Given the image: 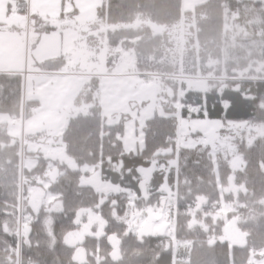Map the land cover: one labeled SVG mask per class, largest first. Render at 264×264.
Instances as JSON below:
<instances>
[{
	"label": "trees",
	"instance_id": "16d2710c",
	"mask_svg": "<svg viewBox=\"0 0 264 264\" xmlns=\"http://www.w3.org/2000/svg\"><path fill=\"white\" fill-rule=\"evenodd\" d=\"M67 1L63 0L64 10ZM74 14L63 11V19L74 20ZM100 24L108 27L101 33L111 49L132 51L136 73L145 77L147 83L151 78L159 79L158 97L168 116L148 121L142 152L126 153L119 137L124 123H107L97 96L100 79L94 76L74 102L77 113L67 120L51 144L53 148H61L57 153L42 150L51 138L48 131L40 128L27 131L25 127L24 132L19 128L13 134L10 123L1 122L0 264H173L174 243L160 244L166 235L140 238L130 230L124 217L131 195L136 198L135 207L143 210L149 199L158 200L164 194L154 191L164 185L165 176L157 174L145 190L139 168L158 164V159L171 165L176 159V144L166 142V138L178 135L177 112L173 109H177L186 94L192 100L206 101L209 106L219 99L225 111L235 102L241 110L231 118L235 124L248 128H242L236 136H228L231 142L228 145H234L236 150L225 158L208 146L180 150V180L192 184L182 188L183 194L191 193L179 199L175 207L176 256L181 259L189 255L190 261L178 260L176 264H249L252 248L260 251L255 257L261 258L264 255V0H104L91 29H98ZM158 27L165 31L158 32ZM52 30L49 25L43 26V31ZM91 37L96 36L90 34L87 40ZM66 63L61 56L45 59L36 67L41 73L58 72ZM27 77L22 72L0 73V114L15 123L21 122L18 119L23 117V110L27 120L35 113L30 108L40 106L25 94ZM195 82H206L207 88L197 90L192 87ZM13 129L16 130L15 125ZM255 133L259 136H254ZM39 142L44 144L35 150L34 146L39 144H33ZM86 166L89 168L84 170ZM92 167L101 171L104 181L131 192H95L89 183ZM22 172L25 178L21 205ZM174 175L171 169L167 186L174 188ZM38 190L44 195L36 211L31 198ZM58 204L62 209L53 210L52 206ZM223 205H229L230 209L220 216ZM85 214L104 223L101 245L88 244L89 240L76 246L67 245L66 236L88 220L89 215ZM231 223L243 235L242 245H231L228 241L225 228ZM110 236L119 240L117 260L111 257ZM83 247L89 253L80 263L73 254Z\"/></svg>",
	"mask_w": 264,
	"mask_h": 264
},
{
	"label": "rangeland",
	"instance_id": "374dc122",
	"mask_svg": "<svg viewBox=\"0 0 264 264\" xmlns=\"http://www.w3.org/2000/svg\"><path fill=\"white\" fill-rule=\"evenodd\" d=\"M28 1V0H27ZM104 0H68L65 6L72 5L73 9L69 12H75L74 22L76 27L69 25L76 32L78 39L74 40V43L67 47V51L64 52V56L67 63L63 70L58 72L41 73L35 75H29L26 78V96L29 100L38 101L41 104V108L28 116L27 120L22 118L21 122L15 123L10 120L7 115L0 114V123L8 121L10 123L11 132L17 134L19 128L24 132L26 127L27 131H34V129L40 128V130L48 131L49 137L47 145H44L42 150L49 153H57L61 148H53L51 144H54L55 139L58 138L59 132L63 129L67 120L75 115L78 108L74 105V102L80 92L88 85L92 77L97 76L100 79V85L97 96L99 97L100 104L102 106V115L106 118V121L110 125L124 123V130L119 135L123 142L124 151L126 153L137 154L142 152L145 148V127L148 121L158 116H168L163 110L161 102L159 101L158 93L160 90L159 79H150V82H146V78L141 74L136 73L134 64V55L132 51H122L121 49H111L102 36V31L108 29V27L100 24L98 29H91V25H95L97 22L98 8L102 5ZM30 2V0H29ZM39 2L41 12L33 10L34 15L38 17H32L28 20L27 15L20 13L19 15L7 16L5 19H1L0 13V30L10 29L9 34L13 35L11 41L8 43V52L2 54L3 51L0 48V67L2 65H9L12 67L24 68L30 71L34 69L37 64H27V54L29 52V38L32 36V30L28 34L30 27L39 32L37 44L31 43L30 54L31 62H34L37 55L41 54L46 57H54L55 46L58 44L52 37L42 38L46 31H43V26H51L54 23L55 16L58 12L53 10V6L49 4L50 0H34V4ZM192 2V1H191ZM50 15V16H48ZM44 16V17H43ZM29 22V23H28ZM15 25V26H12ZM114 29V26L109 27ZM84 31V32H83ZM158 32H164L165 28L158 27ZM1 34V33H0ZM90 34L96 37L88 38ZM33 40V38H32ZM43 41V45L39 47V51L33 56V52L38 49V45ZM2 44L3 41H2ZM5 45V44H4ZM23 58L25 64H16L17 58ZM55 56L54 58H56ZM13 61L14 64H6ZM46 74V75H42ZM197 90L204 91L207 88L206 82H195L192 86ZM37 103L36 105H39ZM179 104V103H178ZM177 118H178V114ZM189 124L193 129L202 128L205 130V135L208 138L206 143H198L196 139L187 137V131ZM16 126V130L13 126ZM218 122L208 120H192V121H180L178 118V137L180 139L179 144L176 145L177 154L183 148L193 149L198 146L208 145L217 134ZM42 128V129H41ZM240 128H248L246 125L240 126ZM54 130V131H53ZM44 132V134H45ZM234 135L238 133L233 128ZM43 134V135H44ZM254 136H259V133H255ZM228 137L218 140V145H214L212 150L218 154L219 157L225 158L233 154L236 150L234 145L230 146L231 149L224 147ZM44 137L41 136L40 140ZM229 139V138H228ZM227 140V141H226ZM231 143V142H230ZM39 144L37 146H34ZM44 144L43 142L34 143V148ZM57 151V152H56ZM237 159V158H236ZM236 162V160H235ZM239 164V163H238ZM73 167H77L73 164ZM89 167H84L86 170ZM91 175L89 177L92 189L95 192L102 193L105 187V181L103 180L100 170H96L94 167L90 169ZM128 206V211L124 217V221L130 227V230L137 234L140 238L149 235L151 228L148 227V222L151 218H157L159 209H156L152 215L144 213V210H139L135 207L136 198L131 195ZM104 197H102L103 201ZM46 202V201H45ZM166 205H163V209L160 211H172V199L166 200ZM52 209L60 211L62 205H53ZM148 212L153 209L151 206L146 207ZM230 209L229 205H223L220 209L219 215L226 214ZM159 211V212H160ZM88 220L84 222V225L77 231H73L66 236L65 242L69 246L84 243L89 240L88 244H100L101 236L103 234L101 228V219L95 224L92 223L90 214ZM95 216V215H94ZM96 220V218H95ZM171 223V221H170ZM227 225V224H226ZM156 226L155 221L153 227ZM173 223L170 224L166 234L172 235ZM227 239L231 245H242L244 243V237L241 232L236 228L235 224L227 225L226 228ZM78 248L74 251V256ZM251 251L253 255L249 259V264H264V255L261 258H257L256 254H259V250L254 249ZM99 251V248H98ZM257 251V252H256ZM85 253H89V249L86 248ZM264 252V250H263ZM190 261V259L188 260Z\"/></svg>",
	"mask_w": 264,
	"mask_h": 264
},
{
	"label": "crops",
	"instance_id": "0c3cea01",
	"mask_svg": "<svg viewBox=\"0 0 264 264\" xmlns=\"http://www.w3.org/2000/svg\"><path fill=\"white\" fill-rule=\"evenodd\" d=\"M18 0H0V13H1V19H5L7 16H11V9L12 7L16 6V3H17ZM24 1V5L21 6L20 8V12L17 14L19 15L20 13H25L26 9L28 8V13L31 15L32 14V17H36L38 19V17L36 16V14L34 15L33 13V10H36V12H41L40 10V7H39V2H37L36 4H34V0H22ZM40 1V0H39ZM50 5L53 6V10L55 12H58V15L55 16V19H54V23L57 22V21H63V20H66V19H63V11H65V13H69L73 7L72 5H68L67 6V10L63 9V0H50L49 2ZM50 16V15H48ZM31 17V18H32ZM44 17V16H43ZM70 18V17H68ZM72 19V17H71ZM70 25H75L76 26V23L75 24H70ZM12 26H15V25H12ZM69 26V25H68ZM68 26H62L61 29H58V28H53L52 31H49V32H46V34L43 35V39L46 38V37H52L53 40H55L56 42H58V44H56L55 46V51H54V54H56L55 56H60V50L62 49L61 51V55H64L63 53L67 51V47L66 46H70L71 44L74 43V40H77L78 39V36L76 34V32L73 30L72 27H68ZM43 28V27H42ZM32 30V36L29 38V52L27 54V64H38L39 62L45 60V59H48V58H54V57H46V56H42L41 57V54L37 55V58H35L34 62H31V56L32 54H30V47H31V43L34 42L35 44H37V41H38V38L40 37V34L38 31H36L33 27L31 28ZM8 31H11L10 29H7V30H0V48L1 50L3 51L2 54H5L6 52H8V43L11 41V38L13 35H10L11 33L8 32ZM10 33V34H9ZM33 38V40H32ZM2 41L3 43L5 44H2ZM43 45V41L40 42V44L38 45V49H36L34 52H33V56L36 54L37 51H39V47H41ZM60 50H59V48ZM0 56H1V53H0ZM6 64H14L13 61H10V63H6ZM16 64H25L26 65V62L23 60V58H17L16 60ZM26 66L24 68H18V67H12V66H9V65H2L0 67V73L1 72H23L25 70ZM30 75H35V74H39V71L37 70V67H35L34 69L30 70ZM42 75H46V74H42ZM41 105V104H40ZM219 138L216 134L215 138L208 144V145H205V146H208V147H213L214 145H218V142L217 143H213V141H218ZM224 143H226L224 141ZM229 143H226L225 144V147L226 146H229V149H231L232 147H230V145H228ZM36 150V148H34ZM202 181V180H201ZM183 186H190L191 185V182L189 180H184V182L182 183ZM40 206L42 205L43 203V197L40 198ZM50 200L48 199V202ZM100 218H96V221H100L99 220ZM102 221V220H101ZM94 223V224H95ZM103 227H104V223L101 222V228H102V231H103ZM73 246H76V245H73ZM86 249L81 248V251L78 255V258L79 259H84V256H86V253L84 252ZM73 258H74V254H73ZM86 259V258H85ZM84 259V260H85ZM75 260V259H74ZM83 260V261H84Z\"/></svg>",
	"mask_w": 264,
	"mask_h": 264
},
{
	"label": "snow or ice",
	"instance_id": "6c2138e0",
	"mask_svg": "<svg viewBox=\"0 0 264 264\" xmlns=\"http://www.w3.org/2000/svg\"><path fill=\"white\" fill-rule=\"evenodd\" d=\"M240 110V107L235 102L225 111L219 99L209 106L206 101L202 102L199 99L192 100L187 94L180 99L177 109H173L174 112H177L180 121L190 122L196 119L204 120L207 118L208 120L218 122L217 136L219 139L234 135L233 128L236 131H242L240 125L235 124L231 118L233 113H239ZM187 137H192L200 143H206L207 141L205 130L202 128L193 129L190 124L188 126ZM217 142L213 141V143Z\"/></svg>",
	"mask_w": 264,
	"mask_h": 264
},
{
	"label": "flooded vegetation",
	"instance_id": "af4514ba",
	"mask_svg": "<svg viewBox=\"0 0 264 264\" xmlns=\"http://www.w3.org/2000/svg\"><path fill=\"white\" fill-rule=\"evenodd\" d=\"M145 168H146V170L143 171V173H141V175L144 178V182L146 183V185H147V183L149 184V183L155 181V178H156L157 174L165 176V178H164V182L165 183H164V185L159 186L158 190L154 191V193H157V192L160 191V192H162L164 194L161 195L158 200L149 199V202L147 203V206H151L153 209H150V211L148 212V209L143 208L144 213H147L148 216L149 215L154 216L153 212L156 209H159V211H160V210L163 209V205L167 206L166 203H165L167 199H172V201H173L172 207H171L172 208L171 212L170 211H160V212L158 211L157 218L152 217L151 221L148 222V227L151 228V231H149V235H147V236H150V235L158 236V235H160L159 232L158 233H154V232L158 231V230H163V229H165V231H164V235H165L167 230H168V228L170 227V224H172L174 222L175 216L177 217V215H178V211H177L178 209L176 208V210H175V207L178 204V200L184 198L186 195H189L191 192H187L186 194H183V191H185V190H183L182 188H184L185 186H183L182 183L184 181L183 180H179L178 181L177 180L178 179V175L177 176L174 175V178L177 180V184L174 186V188L172 187V185H169V186L166 185L168 180H169V178H170L169 175H170L171 169H160L158 167V164H154V169H153L152 172L150 170V166L149 167H145ZM148 177H149V180L146 182L145 179L148 178ZM107 182L108 181H105V184ZM146 185H145V188H146ZM190 186H186V187H190ZM130 192H127V193H130ZM153 200H154V203H152ZM95 218L96 217H94V218L92 217L91 218V221H92L93 224L96 221ZM154 221L156 223L155 227H153V222ZM170 221H171V223H170ZM160 236H163V235H160Z\"/></svg>",
	"mask_w": 264,
	"mask_h": 264
},
{
	"label": "water",
	"instance_id": "95a60500",
	"mask_svg": "<svg viewBox=\"0 0 264 264\" xmlns=\"http://www.w3.org/2000/svg\"><path fill=\"white\" fill-rule=\"evenodd\" d=\"M70 24H75V22L71 19V18H67L66 20H63V21H57L55 23H52V25L50 26L51 28H58V29H61L62 26H68ZM154 169V164H152L150 166V170L151 172L153 171ZM146 168H143V167H140L139 168V171L140 173H143V171H145ZM56 175V172H53L52 173V176L55 177ZM146 182L149 180V177L145 179ZM233 181H234V178L231 177V185L233 186ZM145 185L146 183L144 182L142 184V188L144 189L145 188ZM102 192L104 193H115V194H119V193H123V192H130V189L126 190L124 188H122L120 185L118 184H114L112 183L111 181H108L106 184H105V187L103 188ZM43 191L42 190H38V191H35L33 194H32V198H31V205L32 207L38 211L39 208H40V198L43 196ZM92 213V211H90V214ZM164 231L165 229L163 230H158V231H155L154 233H158L160 235H164ZM108 242L111 244L112 246V252H111V257L114 259V260H117L120 256V252H119V240L115 237V236H110L108 238ZM81 251V250H80ZM80 251H77L75 256H74V259L75 261L77 262H80L82 263L83 260L86 258V256H84V259H79L78 258V255L80 253Z\"/></svg>",
	"mask_w": 264,
	"mask_h": 264
},
{
	"label": "built area",
	"instance_id": "2783aa9c",
	"mask_svg": "<svg viewBox=\"0 0 264 264\" xmlns=\"http://www.w3.org/2000/svg\"><path fill=\"white\" fill-rule=\"evenodd\" d=\"M24 5V1H22V0H18L17 1V3H16V6H14V7H12V9H11V11H10V13H11V15H16V14H18L19 12H20V8H21V6H23ZM29 15V14H28ZM28 20H29V16H28ZM29 23V22H28ZM30 31H31V27H30V30H29V32H28V34L30 33ZM23 73H24V75H28V74H30L31 72L30 71H28L27 70V67L25 68V70L23 71ZM27 102V99H26V97H24V105H25V103ZM41 108V106H33V107H31L30 108V110L31 111H33V112H35V111H38L39 109ZM25 117V110H23V118ZM179 141H180V139H179V137L178 136H176V137H174V138H166V142H173V143H175L176 145L177 144H179ZM198 143H199V141L198 140H196ZM158 162H159V164H158V167L160 168V169H172V170H174V172H175V176H177L178 175V167H174V166H172V164L170 165L169 163H168V161H166V160H164V159H159L158 160ZM178 164V163H177ZM174 165H176V164H174ZM35 177H39L37 174H35L34 175ZM25 178V175H24V173L22 172V174H21V205H22V199H23V179ZM176 184H177V181H176ZM19 236H20V238H21V236H22V233H21V231L19 232ZM167 241H171L172 243H174V246H175V254H176V250H177V245H178V240H177V236H176V233L174 232V234H172L171 236H169L167 239H161L160 240V244L161 245H164ZM252 251H254L255 252V250L252 248L251 249ZM190 259V256L189 255H187V256H184L183 258H181V259H179L176 255H175V258H174V262H173V264H176V262L178 261V260H181V261H188Z\"/></svg>",
	"mask_w": 264,
	"mask_h": 264
}]
</instances>
